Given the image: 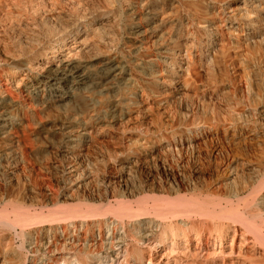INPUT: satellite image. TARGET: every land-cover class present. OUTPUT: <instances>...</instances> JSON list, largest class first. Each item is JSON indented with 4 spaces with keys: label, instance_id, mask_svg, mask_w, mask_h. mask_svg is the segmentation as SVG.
<instances>
[{
    "label": "bare ground",
    "instance_id": "bare-ground-1",
    "mask_svg": "<svg viewBox=\"0 0 264 264\" xmlns=\"http://www.w3.org/2000/svg\"><path fill=\"white\" fill-rule=\"evenodd\" d=\"M96 1L57 28L54 4L73 0H36L0 36V264H264V168L225 161L242 132L264 141V111L229 123L213 96L262 17L213 0ZM204 165L231 175L202 178Z\"/></svg>",
    "mask_w": 264,
    "mask_h": 264
},
{
    "label": "rangeland",
    "instance_id": "rangeland-1",
    "mask_svg": "<svg viewBox=\"0 0 264 264\" xmlns=\"http://www.w3.org/2000/svg\"><path fill=\"white\" fill-rule=\"evenodd\" d=\"M213 1H215L214 3H216L217 6H219L221 9H224V14L227 15V17H231L232 14L238 15L240 13H250L251 15H249V19L252 20L255 19L254 15L257 14L262 17L261 26L259 31L257 32L260 33V35H255L254 37L252 36L251 44L249 46H246L248 44H243V56L239 59L235 58L234 60L232 72H234L235 74V80L227 81L218 78L216 82L214 81L215 89L213 91V96L217 98L214 103L215 107L220 108L223 111H225L226 109H230L232 118L228 121L229 123L251 119L252 114H256L257 118V113L264 111V99H261L259 97L261 91L264 90V0H247L246 4H243L244 0ZM252 3H256L257 5L259 4L260 7L256 9L254 8L256 4L251 5ZM35 4L36 0H0V16L5 13H13L14 15L12 20L8 19L9 16L0 18V36L2 37V39L6 40L5 37H7L8 39V37L15 36L20 30L23 29V24L26 23V20L31 18L30 16L32 15V13H35ZM54 5V13H56V15H58L62 20L61 22H59V26H56L57 28H60V26L66 27L71 14L94 13L97 9H99V5L96 0H73L71 4L55 3ZM260 9L262 10L260 11ZM257 11H260L262 13H256ZM16 13L21 14L17 16ZM17 17H21V19ZM234 21H238L239 23H241V25H243L246 20L240 19V17L237 16L232 22ZM4 28L7 29L5 30V32H3L2 30ZM12 29H15L13 34H11ZM244 29L246 31L247 27ZM245 34H247V32L243 33V36ZM243 36H241L242 40L244 39ZM252 46H256L257 49H253ZM15 60L16 63H19L21 61L20 58H16ZM17 70L18 69H16L15 72H18ZM215 75L218 77V71H215ZM244 77L246 80H249L250 87L249 89L241 88V90H239L238 88L243 85L242 82L244 81ZM202 80L206 81V78L203 77ZM240 97H246L248 99L247 101H237L236 98L239 99ZM199 110L200 111L198 112V116H200L201 122H204L212 117L211 111H208L207 109L203 110L202 108H200ZM177 114L178 115H176L175 117L174 124L182 127L183 117L180 115V113ZM221 118H226L227 120L229 119L225 114H222ZM262 133V131H258L256 135L260 136V134L262 135ZM240 135L242 139H240V141H237L238 143L236 145L229 146L228 149L225 150L228 154V157H226L225 152V158L227 159L225 161H227V163H229L230 161H242L244 162V164H246L247 162L248 165L258 170H262L264 168V141L260 142L257 140H251L256 135L250 136V134L246 131L242 132ZM127 136H129V133H127ZM246 138L248 139L245 140ZM105 153V147H102L100 151L91 150L89 151L88 159H100L103 155H105ZM201 153V160H207V157L209 155L211 156V160L215 158L214 156H212V153H210V150L206 147L202 148ZM176 154L177 153H172V157L176 158ZM192 155H194L193 152ZM133 157L134 156L132 154L128 156L125 154H120L117 161L119 163H122L123 160L131 159ZM187 157L191 158L190 152ZM203 162L204 161H202V163ZM190 166L191 169H193L198 165L192 162L190 163ZM206 169L207 167H205L204 165L199 171L202 178L207 179L210 177L209 175H212V179L217 178L220 180L231 175L230 173H227V171L221 172L220 170H218V168L215 169L214 166L210 168V174L207 173ZM110 174H112L110 176L115 181L118 180L119 175L117 170H113ZM122 184L123 182H121V185Z\"/></svg>",
    "mask_w": 264,
    "mask_h": 264
}]
</instances>
